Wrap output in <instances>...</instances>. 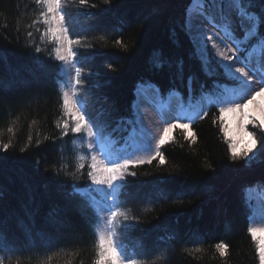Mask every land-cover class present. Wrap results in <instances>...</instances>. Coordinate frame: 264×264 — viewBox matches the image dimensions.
Instances as JSON below:
<instances>
[{
    "label": "trees",
    "instance_id": "1",
    "mask_svg": "<svg viewBox=\"0 0 264 264\" xmlns=\"http://www.w3.org/2000/svg\"><path fill=\"white\" fill-rule=\"evenodd\" d=\"M188 7L189 0H72V38L82 45L74 46L82 68L76 87L86 119L118 145L141 84L191 112L205 102L201 116L186 130L174 128L160 147L163 163L156 156L128 168L118 197L139 218L126 222L121 238L129 254L146 253L142 264H259L246 193L264 191V158L232 160L216 97L233 83L210 51L212 75L202 69L187 35ZM262 9L257 0L252 10ZM40 11L35 0H0V145H11L0 147V247L8 249L4 264H93L97 217L73 188L71 137L61 128L63 72L54 44L40 42ZM248 129L261 137L259 153L264 130ZM78 186H86L83 174ZM220 242L228 246L224 257Z\"/></svg>",
    "mask_w": 264,
    "mask_h": 264
},
{
    "label": "snow or ice",
    "instance_id": "2",
    "mask_svg": "<svg viewBox=\"0 0 264 264\" xmlns=\"http://www.w3.org/2000/svg\"><path fill=\"white\" fill-rule=\"evenodd\" d=\"M71 2L72 0H35L38 6H42V11L39 13L40 20L34 21V23L42 22L46 26L42 38H47L49 42L54 44V59L60 62L59 70L63 72L65 77L69 78V87L67 90L62 87L61 96L63 109L75 121L72 131L74 133L84 132L87 137L84 143H86L88 151L92 152L93 149H96L100 157L98 158L96 154L91 155L90 171L87 174L93 185L103 186V189H106L104 192V206H99L94 197L91 196V193L100 192L102 190L100 187L88 188L87 192L81 191L80 188L75 189L76 193L81 197L88 195L89 204L94 208L98 218L97 225L93 229L95 234L93 264H142V261L148 258L147 254H129L121 242V238L125 236L130 227L126 222L129 220L139 222V218L130 215L131 209L126 208L119 201L117 193L124 185L118 182L123 181L125 176L129 174L127 170L130 164L134 166L145 162L151 163L156 156H160L161 163H163L164 159L160 153V146L165 143L170 128H175L178 125L169 124V127L163 129V133L155 141V153L148 156L146 160H133L130 158L112 159L110 155L104 153L103 149L99 147L104 138L103 128L98 126L95 121H92L90 116L86 119V105L84 100L80 98L79 89L76 87L82 84V68L78 66L79 53L74 50V46L82 45L80 39L72 38L74 29L71 25L72 17L69 14ZM109 2L110 0H103L104 4H108ZM256 2L257 0H189L187 12V27L190 35L194 18L203 17L213 27L220 30L224 37L229 39L234 46V50L233 48H228L229 52H233V56L220 52L217 42L213 40L212 34L205 32L203 25H200L198 29L199 41L197 42L195 37H193L194 55L201 61L202 69L205 73L212 75L208 67L214 59L208 48L211 41V48L217 49L216 55L220 57L216 63L224 70L225 77L235 82L231 94L218 101L217 106L220 112L218 119L221 120L223 125L221 131L226 137L232 160L245 159L249 163L257 157L264 158V142L261 144L260 152L249 157V153L256 147L257 140L255 139V133L248 132L247 135L252 138V147L247 148L243 153L238 152L235 138L227 139L230 129L223 118L227 114H238L245 123H251L253 127L264 130V75L260 76V86L259 90H257L251 83L252 77L249 73L252 71V68L246 62L247 57H235V52L245 53L251 51V53L255 54L258 51L260 53V67L257 70L264 73V32H261V27L264 26V14L252 10ZM259 2L264 4V0H259ZM87 3L88 0H79L81 6ZM225 4L229 6L231 12L235 13V16L239 20L241 33L239 36L236 34V29L232 26V15L225 12ZM193 5L196 8H193ZM208 6L218 8L220 14L219 22H217L216 17L209 15L207 11ZM92 7H95V5H92ZM262 12H264V9H262ZM29 36H31V33H29ZM253 40L255 43H252ZM117 43L120 42L117 41ZM246 44H251V49L242 47V45ZM219 47H226V45L223 44V41H220ZM35 50L37 52L41 51L39 47ZM233 58L238 61L240 66L231 63ZM245 69H248V71ZM189 84H191V78L189 79ZM221 87H224L225 91H227L226 86L221 85ZM258 98L260 99L258 100ZM250 105L259 110V122L250 119L248 112ZM203 114L206 115L207 113ZM57 127H60V125L57 124ZM183 127L187 129L188 124H184ZM239 127L241 131H246L243 125ZM63 128V134L67 135V122L64 123ZM8 131L12 132L13 129L9 127ZM81 139L83 140V138ZM193 140H195L194 136ZM29 141H31V136H29ZM10 146V143L0 145L4 151H7ZM148 150H151V145L148 146ZM79 159L83 160L84 156L81 155ZM83 168V163L78 164V170ZM130 174L135 175V173ZM109 197H111L110 202L108 200ZM100 221H103L102 228L99 227ZM247 232L252 237L253 243L256 246L259 264H264V227H248ZM258 233L261 234L259 237ZM215 248L221 257L228 254V246L223 242L217 243ZM196 251L199 252L200 249L197 248ZM0 252L4 253V255L0 256V264H4L5 259L9 258L7 247H0ZM160 258V255L156 256V259ZM152 264H156L155 259L152 261Z\"/></svg>",
    "mask_w": 264,
    "mask_h": 264
},
{
    "label": "rangeland",
    "instance_id": "3",
    "mask_svg": "<svg viewBox=\"0 0 264 264\" xmlns=\"http://www.w3.org/2000/svg\"><path fill=\"white\" fill-rule=\"evenodd\" d=\"M193 8H196V6L193 5ZM207 11L210 16L216 17L217 22H219L220 14L217 7L213 6L211 10H207ZM225 12L230 13L232 15V20H233L232 26L234 29H236V34L239 36L241 34L239 28V20L235 16V13L231 12V9L227 4H225ZM40 23L42 24V32L39 34L40 42L42 44L46 42L51 43L47 38H42L46 26L42 22ZM200 25H203V30L205 32L212 34L213 40L217 42L218 50L220 52H223L229 56H233V52L228 51V48H233L234 50V46L230 42V40L226 39L220 30L213 27L203 17L194 18L191 35L189 34V29L187 27V35L191 40L193 46H194L193 37H195L197 42L199 41L198 29ZM220 41H223V44L226 45V47H219ZM211 43L212 42L210 41L208 45L209 51L212 52L213 56L218 61L220 57L216 55L217 49H212ZM235 57H247L246 62H248L250 64V67L252 68V71L249 73V75L252 77L251 80L252 86L257 90H259L260 76L264 75V73L257 70L260 67L259 64L260 53L258 51L255 54L251 52L250 53L235 52ZM225 63H227V61H225ZM231 63L240 66V64L235 58L231 60ZM245 70L248 71V69ZM68 80L69 78L65 77L63 74V80L60 85L61 89L63 87L65 90H67V88L69 87ZM232 83H233L232 86L226 87L227 91H225L224 87L222 88V92L216 97L218 100L224 99L227 95L231 94L235 82L232 81ZM259 99L260 98H258V100ZM204 106H205V102L201 100L197 103V108L193 112H191L190 110H188L187 106L179 102V100L176 99L174 96L170 97L168 100L161 101L158 97V93L154 86L150 84H144V85L141 84L139 85L137 91V101L134 105L136 116L127 121V126L125 129L126 137L124 138V140L121 139L120 145L117 144L118 141L114 142L112 140H107V141L102 140L99 147L103 149L106 155H110L112 159L130 158L133 160L136 159L146 160L148 156L153 155L155 153V141L163 133L164 128L169 127V124H176L178 126L175 128L185 129L183 125L188 124L189 126L196 118L200 117ZM157 110H159L160 113H158ZM63 112H64L63 114L64 116L61 122V128L64 132L63 125L65 122H67L68 124L67 134L71 137V144H70L71 158L76 172L75 180L78 184L79 178L81 177V174H83V178L85 179L86 182V186L77 187V184H74L73 188L74 189L80 188L81 191L87 192L88 188L100 187L102 190L97 193H91V196L94 197L96 203L99 206L103 207L105 204L104 192L106 191V189H103V186L93 185L87 174L88 171H90L89 165L91 163V155L96 154L98 155V158H100L99 154L96 151V149H93L92 152L88 151L87 145L86 143H84V141L87 140L86 134L84 132L74 133L72 131V128L75 126L74 119L70 114H67L64 109ZM248 112L250 119H254L257 122H259L260 112L258 109L250 105ZM223 119L230 129L229 137L227 139H231L233 137L235 138V140L237 141L238 152L243 153L247 148L252 147V138H250L247 135V133L250 132L248 126H251L252 125L251 123H245V121L242 118H240L238 114L235 115L227 114L224 116ZM240 125H243L246 131H241L239 127ZM173 129L174 128H170V135L169 137H166L164 144L168 143L172 139ZM187 136H189V133H187ZM258 137L261 138L259 134L255 133V139L257 140V143H256V147L253 148L252 151L249 153V157H252L259 150L260 144ZM81 138H83V140ZM149 145H151V150H148ZM81 155L84 156L83 160L79 159ZM80 163L84 164V168L78 170L77 166ZM130 166L133 165L130 164L129 167ZM122 182L123 181H119L118 183L122 184ZM252 191L253 189H248L246 193V197L249 198V200L252 202L253 214L250 219V224L251 227L261 228L264 227V191L261 192H254V191L252 192ZM83 197L87 198L89 201L88 195H85ZM108 200L110 202L111 197H109ZM99 227L101 228L103 227V221H100ZM257 235L259 237L261 234L258 233Z\"/></svg>",
    "mask_w": 264,
    "mask_h": 264
},
{
    "label": "bare ground",
    "instance_id": "4",
    "mask_svg": "<svg viewBox=\"0 0 264 264\" xmlns=\"http://www.w3.org/2000/svg\"><path fill=\"white\" fill-rule=\"evenodd\" d=\"M158 111V113H160V111L159 110H157ZM165 118V117H164ZM163 118V119H164ZM169 135H170V130H169V132L167 133V137H169Z\"/></svg>",
    "mask_w": 264,
    "mask_h": 264
}]
</instances>
